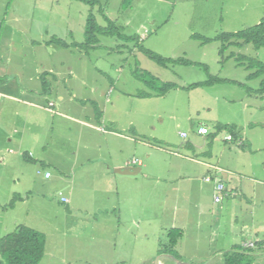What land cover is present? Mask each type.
<instances>
[{
    "label": "rangeland",
    "instance_id": "obj_1",
    "mask_svg": "<svg viewBox=\"0 0 264 264\" xmlns=\"http://www.w3.org/2000/svg\"><path fill=\"white\" fill-rule=\"evenodd\" d=\"M11 1L7 4L9 15L16 9V2ZM40 4L46 2H38L36 8ZM107 4V17L123 29L124 35L136 37L144 49L164 58H184L202 64L207 67V73L196 66L159 67L137 51L133 42L126 44L111 37H102L97 51L87 54L78 48L59 49L55 45L53 53L27 45H15L12 52L2 53L0 61L9 62L6 72L9 77L27 78L33 75L35 67L48 65L55 67L54 74L67 75L71 68L70 75L61 77L71 80L77 99L87 94L79 89L83 79L94 87L106 88L105 94L112 88L111 95L107 93L108 116L112 114L119 125L123 124V110L130 112L132 126L138 134L133 136L136 145L133 157L141 159L144 166L141 165L140 174L134 178L132 192L126 198L122 196L120 204L112 194L105 198L104 194L98 196L94 208L104 207L105 211L101 208L89 211L91 200L76 192L74 210L56 203L66 187L55 179L60 174L50 168L53 179L40 182V186L49 187V195L33 188L27 194L28 199L23 200L22 210L15 215V212L4 215L1 209L5 206L7 182L0 181V238L14 231V220L42 233L44 255L38 264H176L178 261L224 264L223 254L234 247L247 248L244 244L249 242L253 243L248 248L253 251L254 264H264V245H259L261 240L264 242V93L248 94L249 90L259 88L264 75L247 80V75L255 69L248 70L247 63L227 58L234 53L264 64V47H229L220 58L219 42L203 45L191 37L198 35L213 40L222 33H236L257 25L264 18V0H110ZM83 6L88 14L98 7ZM23 9L27 11L26 7ZM96 18L103 26V20ZM26 35L24 40L38 38ZM70 37L64 40L69 42ZM72 39L82 43L84 37L73 35ZM17 62L24 64L21 69L15 65ZM136 67L157 79L155 87L159 82H171L178 88L160 97H136L140 91L152 93L151 88L134 77ZM207 74L228 82L184 89L206 80ZM58 86L69 88L68 81L64 80ZM124 96L131 98L129 104ZM76 109L75 114L81 117L79 108ZM217 124L237 126L243 142L241 140L242 145L236 141L226 142L227 133H218L211 142V157L207 158L203 152L207 151L208 136L216 132ZM70 126L65 136L54 137L53 148L44 150L64 168L72 159L68 148L76 145L72 143L78 135L77 126ZM200 128L207 133L198 134ZM180 133H185L186 138H181ZM188 145L193 149H188ZM112 154L106 153L112 158L106 156L104 164L98 167H111ZM78 158L80 161L83 158L81 150ZM189 163L196 173L189 179H179L177 171L182 164ZM206 163L231 176L237 184L234 196L223 198L219 204L213 202L211 186L204 183ZM34 165H29L34 172L42 170L41 166ZM77 171L75 174L79 175ZM109 175L108 172L105 178ZM111 176H114L112 172ZM68 178V175L64 177ZM246 186L257 195L256 224L246 215L252 209L247 203ZM95 198L97 196L92 199ZM170 229H180L182 236L171 249L172 254H166L164 252L170 249L167 238Z\"/></svg>",
    "mask_w": 264,
    "mask_h": 264
},
{
    "label": "crops",
    "instance_id": "obj_2",
    "mask_svg": "<svg viewBox=\"0 0 264 264\" xmlns=\"http://www.w3.org/2000/svg\"><path fill=\"white\" fill-rule=\"evenodd\" d=\"M96 1L98 7L95 11L92 9V12L94 11L96 17H100L98 14L100 9L107 17V2L110 0ZM11 2H16V9H13L14 13L9 15L7 13L8 0H0V59H3L2 53L12 52L15 45L36 46L45 52L53 53L54 45L47 43L51 38L63 40L68 44L80 43L73 40L72 37L84 33L85 20L88 16V13H85L87 10L83 6L87 5L86 3L77 0H12ZM38 2H46V4H40L36 8ZM23 7H26V12ZM100 18L102 19V17ZM24 23H29V25L25 26ZM25 35L30 38H38L35 41L24 40ZM68 36H71L69 42L64 40ZM91 51H97V49ZM15 65L21 69L24 64L22 62L18 64L17 62ZM59 67L63 68L61 65ZM7 69H9V62L0 61V181L7 182L4 205L11 200L13 195L19 196L21 200L11 208L1 209V213L8 215V213L15 212V215L17 211L22 210L23 200L28 199L27 194L33 188L49 195L48 184H46L48 188H45L40 186V182L53 179L54 176L50 168L55 169L60 174L55 179L61 180V184L66 187V192L56 200V203L66 206L67 209L69 206L72 210L75 208L73 202L75 192L78 196L86 197L87 201L91 200L92 205L89 203V209L87 207L89 211L95 212L101 208H94L98 203V196H101V194H104L103 198L107 197L108 194H112L111 197L115 196L118 204H120L122 196L126 198L129 192H132L131 188L136 175L119 174L116 171L120 168L131 167L139 169L138 174H140L142 170L140 167L143 162L141 159L137 160L133 157L136 149L133 138L138 134L132 126L130 112L127 109L126 111L123 110V124L119 125L115 123L116 120L112 118V114L108 116L107 106L110 99L107 98V93L111 95L112 88H109L105 94L106 88L94 87L83 79L79 89L87 94L83 93L77 99L75 96L77 90L74 91L71 87L73 85H71V80H67L68 77L66 79L61 77L71 74V68L68 70L67 75H56L54 74L55 67L53 68L50 65L40 67V69L35 67L33 75L27 78H20L18 75L17 77H9L6 74ZM63 80L68 81L69 88H59L58 84ZM108 80L113 82L110 79ZM94 85H97V83ZM124 99L127 100L128 104L130 103V97L124 96ZM76 107L79 108L78 111L81 113V117L75 114ZM106 123L108 124L105 125ZM70 124L77 126L78 135L75 136L74 143H72L76 145L68 148L72 159L69 166L64 168L58 161H55L50 153H46L44 150L54 147L51 144V142H54V137L62 138V136H65L64 133L70 132ZM117 129L120 130L121 134L118 133ZM126 132L128 133L126 134ZM240 139L243 142V139ZM143 147L145 148V146ZM130 149L131 152H129ZM188 149H193V147L188 145ZM80 150L83 155L81 161L78 158ZM106 153H113L111 167H98V164H104L106 156L112 158ZM203 154L210 158L211 148L209 154H207V151ZM24 155H27L36 163L26 162L23 158ZM132 160H137L134 165L131 164ZM31 164L41 166L42 170L39 171L38 169L34 172L33 167L29 168ZM204 166L208 169L204 177L210 176L213 179L217 178L223 181L227 192L230 193L225 198L235 195L237 184L230 178L229 174H224L220 168L211 165V163H206ZM78 167L79 172L77 171ZM145 168H147V165ZM163 169L166 168L163 167ZM193 169L194 166L190 163L186 166L182 164L181 169L177 171L179 172L177 177L179 179L183 177L189 179L191 174L196 173L192 172ZM76 171L79 175L75 174ZM46 172L50 173L49 178L44 177ZM108 172L110 174L109 178H105ZM111 172L114 176H111ZM35 175H39L40 178ZM66 175L69 176L67 180L64 179ZM156 178H158L157 180L161 179ZM204 183L211 186L210 189H212L213 195L214 182L204 180ZM238 187L240 188V184H238ZM262 189H264V184ZM246 193L248 206L252 207L249 213L246 212V215L256 224L259 215L255 207L257 205L255 201L257 195L255 196V192L249 186H246ZM96 196L97 198L93 200L92 198ZM62 198H65L66 202L62 201ZM100 205H103L102 201H100ZM101 209L105 211L104 207ZM17 222L14 220L13 226L15 228L19 226ZM247 245L244 244L245 247Z\"/></svg>",
    "mask_w": 264,
    "mask_h": 264
},
{
    "label": "trees",
    "instance_id": "obj_3",
    "mask_svg": "<svg viewBox=\"0 0 264 264\" xmlns=\"http://www.w3.org/2000/svg\"><path fill=\"white\" fill-rule=\"evenodd\" d=\"M86 3L87 5L93 6L98 5L96 0H77ZM98 14L102 17L104 25L101 26L96 19V15L92 12L88 14L85 20V27L83 37L84 40L82 43H71L68 44L63 40L57 38H51L47 43L53 44L59 48L67 49V48H78L83 50L86 54L91 51L99 48L100 39L102 37H111L116 38L125 43H134L137 51L142 53L149 60L153 61L157 66L162 68H169L174 65H182V66H196L198 68H202L207 73V67L192 62L190 60L184 58H164L159 56L158 54L144 49L138 42L136 37L126 36L123 34V29L116 25L115 22L111 21L102 13L99 9ZM194 40L199 41L201 44H207L210 41L219 42L218 46V56L223 58V53L229 47H233L236 49H240L246 45H252L255 49L264 47V18L255 26L247 28L245 30L236 32V33H222L218 35L215 39L209 40L207 38H203L198 35L191 36ZM228 59L235 58L242 62L247 63V69L255 71H250L247 75V80L259 78L264 75V64L256 61L251 58H247L245 56L237 57L234 53H231ZM222 59L221 62H223ZM246 65V64H245ZM134 77L146 85L148 88L152 89V93H140L136 94V97L139 98H149L152 96H163L170 90H174L178 88V86L171 82H159V86L155 87L154 82L156 83V78L146 71H141L137 69L134 72ZM227 80L221 79L217 76H212L207 74V78L204 81L190 84L184 89H194V88H203L210 87L216 85L218 83H225ZM230 83H234L231 82ZM238 84V83H237ZM241 87L242 84H238ZM264 93V78L260 83V86L256 90H249L248 94H263ZM250 127H254L250 125ZM216 132L214 134H210L208 136V144H207V154L210 152L211 142L216 134L221 132H226L227 135L231 136L230 141L226 142H240V132L235 125L229 124H217L215 126ZM226 135V136H227ZM24 160L29 163H36L34 160L30 159L27 155L23 156ZM227 190V189H226ZM21 198L19 196H14L2 209L5 210L7 208H11L15 202L20 201ZM182 236V231L180 229H170L167 232L168 238V247L170 248L168 251H165L166 254H172V248L176 245L179 237ZM259 245H264V242L259 243ZM44 247H45V237L42 233L35 231L29 227L19 225L17 226L13 232L5 234L0 238V264H38L44 255ZM223 263L224 264H254V254L251 249L234 247L228 253L223 254Z\"/></svg>",
    "mask_w": 264,
    "mask_h": 264
},
{
    "label": "built area",
    "instance_id": "obj_4",
    "mask_svg": "<svg viewBox=\"0 0 264 264\" xmlns=\"http://www.w3.org/2000/svg\"><path fill=\"white\" fill-rule=\"evenodd\" d=\"M206 133H207L206 129H204V128L198 129V134L204 135ZM180 137L181 138H185L186 137V134L185 133H180ZM225 140L226 141H230L231 140V136L230 135H227L225 137ZM238 145H241V141L238 142ZM135 163H136V160H132L131 161V164L132 165H134ZM218 171H220V170H218ZM44 177L45 178H49L50 177V173L49 172H46L44 174ZM205 181L206 182H212L213 181L214 184H215V186H214V194H213V201H214V203L219 204L223 200V198L229 196L230 193L227 192L226 187H225V185H224V183H223L222 180L217 179V178H214L213 179L210 176H207V177H205ZM62 201L66 202V199L65 198H62ZM252 246H253V243H249L246 247H250L251 248Z\"/></svg>",
    "mask_w": 264,
    "mask_h": 264
},
{
    "label": "water",
    "instance_id": "obj_5",
    "mask_svg": "<svg viewBox=\"0 0 264 264\" xmlns=\"http://www.w3.org/2000/svg\"><path fill=\"white\" fill-rule=\"evenodd\" d=\"M117 173L119 174H129V175H137L138 172H139V169H136V168H120L116 171ZM176 264H183L181 262H176Z\"/></svg>",
    "mask_w": 264,
    "mask_h": 264
}]
</instances>
